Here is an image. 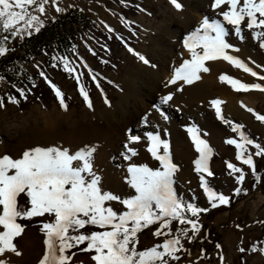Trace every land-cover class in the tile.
<instances>
[{"label":"snow or ice","instance_id":"snow-or-ice-1","mask_svg":"<svg viewBox=\"0 0 264 264\" xmlns=\"http://www.w3.org/2000/svg\"><path fill=\"white\" fill-rule=\"evenodd\" d=\"M48 3L49 0H0V29L13 38L21 39L40 32L45 26L41 16L45 14ZM170 3L178 11L183 8L181 0H170ZM51 4L57 13L65 11L58 6L57 0H51ZM209 7L213 15H205L198 26L183 37V48L188 58L172 69L165 88L173 85L175 92H181L185 85L199 81L200 73L209 71L205 62L217 60L225 61L264 82V75H259L238 55L232 54L238 53L240 49L228 39L232 37L244 42L247 34L264 51V0H210ZM108 31L112 29L108 28ZM8 39V35L0 33V57L12 50L7 46ZM75 48L73 45L68 51H75ZM128 51L144 64H149L143 55L132 48H128ZM92 54L95 55L94 52ZM52 61V67H56L59 61L64 71L75 73L74 62L69 61L67 56L57 54L52 56ZM84 66L87 67L86 64ZM255 67L264 70L259 64H255ZM38 74L49 84L60 108L66 111L68 106L63 92L52 84L44 71ZM82 75L80 73L75 76L77 88L86 106L92 109L91 99L80 80ZM92 79L99 88L94 75ZM219 80L237 92H264V83H245L226 73H222ZM16 91L20 99H27L23 88H17ZM173 97L174 93L168 92L160 97L159 105H153L155 112L165 121L169 117L161 106L173 101ZM20 99L9 95L7 103L19 104ZM104 103L109 105L107 97ZM209 103L215 110L216 118L225 125H231L232 132L239 133V140L229 138L225 142L235 146L236 160L247 165L252 175L256 176L253 155H264V147L241 131L243 124L233 123L223 117V101L213 99ZM5 106L4 98L0 97V109ZM246 110L253 113L256 120L264 122V115L256 114L251 108ZM150 115L146 113L140 122L147 126ZM186 131L199 153L194 161L195 171L200 174L199 186L207 196L208 205L216 208L229 204L230 197L218 194L205 179L204 174L213 176L208 163L212 148L205 139L200 138L195 126L188 127ZM128 133V143L123 145L124 151L121 153L125 161L138 156L137 145L142 140L140 135L132 134L130 129ZM143 136L147 141V153L159 162V166L153 168L145 163H129L126 182L135 194L124 196L105 190L103 176L95 168V145H86L76 150L60 146H35L23 150L17 158L8 154L0 156V264H11L6 258L8 254L21 256L14 243L24 232V225L18 221L46 216L48 219L40 225L44 234V251L38 264H69L76 252H68L85 242L86 247L79 248V251L93 252L91 260L94 264H178L181 257L177 253L187 251L182 239L186 237L191 241L196 236L201 228L198 223L199 214L207 212L209 208L198 207L191 200H182L175 190L179 166L173 162L169 141L163 139L155 128L144 132ZM249 145L254 147V154L248 151ZM225 163L230 174H238L234 177L236 183L242 184L245 180L242 168L231 162ZM233 191L239 194L241 189L234 188ZM21 195L25 197V205L18 204ZM112 202L120 204L122 208L114 210L110 206ZM173 222H176L174 231ZM157 224L152 235L164 237L163 241L137 250L138 233ZM86 227L100 230L83 231ZM239 251L244 252L245 249L240 248ZM252 251L255 252L256 248L253 247ZM220 259L222 261L223 257Z\"/></svg>","mask_w":264,"mask_h":264},{"label":"rangeland","instance_id":"rangeland-1","mask_svg":"<svg viewBox=\"0 0 264 264\" xmlns=\"http://www.w3.org/2000/svg\"><path fill=\"white\" fill-rule=\"evenodd\" d=\"M188 1L198 0H181L183 8L178 11L172 6L170 0H123V2L121 0H57L58 6L65 9L64 12L57 13L52 7L51 0H49V3L45 6L46 12L41 16V19L45 21L46 25L60 15L70 10H75L79 15L86 17L87 21H90L92 30L80 31V37L78 38L80 52L76 60L79 62V69H82L85 73H88L87 68L84 66L85 64L91 67L95 66L96 59L92 53L100 52V43L94 37L95 34L104 37L102 33L108 32L106 33L107 40L114 39L113 36L115 34L121 33L130 40V45L126 49L118 51L116 56L113 55L115 65L109 66L104 71L98 69L100 76L110 80V84H106L105 92L100 88L94 90L91 102L93 105L92 109H95L98 105L108 107L115 105L119 101L120 93H122L123 89H126L123 86V82L130 73L132 63L139 68L147 67V70L144 69V72H141L143 73L142 78H144L150 73L151 66L159 63L161 55L170 59L167 56L168 49H166L165 43L160 39L162 33L159 30L162 29L163 25L178 17L185 10V5ZM210 13L212 14L213 12L211 11ZM108 28H111L112 31L109 32ZM0 33L9 36L7 46L12 50L6 54L12 52L16 44L21 43L28 37L24 36L22 39L19 37L13 38L9 33H4L2 29H0ZM229 41L240 48L236 39L229 37ZM128 48H132L135 52L143 55L149 61V64H144L136 55L130 53ZM243 50L246 53L238 52L232 54L238 55L259 75H264V70L255 67V64H259L264 68V51L258 48L257 42L253 41L250 35L246 34ZM174 53L178 54V49H175ZM252 61L255 63L253 64ZM22 67L24 70H30L33 65L23 61ZM61 70V67L59 71L52 68L50 74L64 88L68 96L73 97L72 103H66L68 106L66 111L61 109L55 101L45 103L44 101L28 98L27 101L20 100L19 104H9L7 103V97L10 95L11 82L6 77L0 80V97L4 98L6 104L3 109H0V156L8 154L13 158H17L23 150L41 146L38 145L41 139H43L42 142L45 138H51L55 141L57 135L61 134V132L75 129V126L80 124L79 121L87 122L88 125L101 126L103 124L104 119L102 116L93 115V110L89 109L84 100L77 96L73 79L69 77L68 73L64 74ZM239 77L245 83H264L250 74L244 73L242 70L239 72ZM200 80H205V78ZM134 81L140 84L141 78L135 77ZM105 97H107L109 105L104 103ZM238 98L243 99L242 102H236L239 105H243V110L241 111L244 117L238 116L236 111L225 110V103H222L223 117L233 121V123L243 124L244 127L241 131L252 138L255 143H259L264 147V122L256 120L253 113L246 110L251 108L256 114H264V92L258 90H250L246 93L240 92ZM224 100L221 99V101ZM194 103L198 104L199 109L195 113L189 112V114L193 117L191 119L198 129L200 138L205 139L212 148L208 163L213 176L208 177L207 174H204L205 179L218 194H224L231 198L234 193L233 189L239 188L243 183H247L252 176L248 166L243 165L240 160H236L235 146L225 142L229 138L239 140V133L232 132L231 125H225L222 120L217 118V123L209 127L205 117L210 113L211 107L202 101ZM180 111L185 112L188 110L185 108ZM111 122L108 127L110 128L108 137H110L112 142L108 145L113 156L117 155L118 158L123 160L120 150L123 149V145L126 142L127 137L125 134L129 129L132 131L133 126L130 125V122H125L119 117L113 118ZM191 124L193 125V122H183L182 119H179L176 121V131L178 130V133H167L162 136L163 139L169 141L173 162L179 166L174 185L178 195L186 202L191 200L198 207L209 208L207 212L199 214L198 223L201 228L196 236L191 241H188L186 237L182 239L181 242L187 251L177 253L181 257L178 264H264V251H262L264 249V184L259 185L257 189L251 191L235 205L230 200L227 205L211 208L207 203L206 194L199 186L200 174L195 171L194 161L199 157V153L196 151L190 135L186 132V128L182 126L187 125L189 127L192 126ZM89 128L90 126L88 127V132L91 136L87 137V139L90 140L92 137L94 140L91 143L102 145L105 141L100 130ZM57 140L56 142H58ZM247 148L249 152L255 153L254 147L249 145ZM145 152L147 153L146 150ZM147 156L153 160L149 153H147ZM262 156L253 155L254 163L256 164ZM139 157L140 151L138 156L133 157L134 162H138ZM226 161L234 163L245 172V180L242 184L236 183L234 177L238 174H230ZM154 162L158 167L159 162ZM104 188L122 196L135 194L134 190L127 186H122V188L117 190ZM18 204L25 205V197L23 195L18 198ZM110 206L114 210L122 208L116 202H112ZM46 219H48L47 216L44 218L34 217L31 220H19L18 222L24 225L23 233L33 231L44 239L40 225ZM157 226L158 224L150 225L145 229L138 238L137 250L151 247L163 241L164 237H154L152 235ZM175 227L176 222H173V231ZM189 235H191V231H189ZM22 237L16 238L14 243H16L21 254L23 252L22 248H24L25 252L30 253L24 247L25 242ZM217 245L220 247H217ZM253 247L256 248L255 252L252 251ZM240 248H244L245 251L240 252ZM73 251L76 252V255L69 264H94L91 260V256L94 253L81 252L77 249ZM221 256L223 257L222 261L220 259ZM14 264L17 263L14 262Z\"/></svg>","mask_w":264,"mask_h":264},{"label":"bare ground","instance_id":"bare-ground-1","mask_svg":"<svg viewBox=\"0 0 264 264\" xmlns=\"http://www.w3.org/2000/svg\"><path fill=\"white\" fill-rule=\"evenodd\" d=\"M209 4L210 0L188 1L185 5V10H183L178 17L172 19L168 24L163 25L162 29L159 30L160 33H162L160 39L165 43L164 46L168 49L167 56L170 57V59L161 55L159 63L155 65V67L151 66L150 73L144 78H142L143 73L141 72L144 69L147 70V67L139 68L132 63L131 68L129 67L130 73L123 82V86L126 89H123L122 93H120L119 101L113 106L101 107L98 105L95 109H92L94 113H92L93 115H100L104 119L101 126L88 125L87 122L83 123L82 121H79L80 124H77L75 129L63 131L61 134L57 135L56 140L58 139V142H56L55 139V141H53L51 138H45L43 142V139H41V142H39L38 145H41V147H67L71 150H76L86 145L97 146L95 168L98 169L103 176L104 187L117 190L122 188V186L130 187L126 182V170L129 163H145L150 167H157L156 163L149 159L145 152L147 141L143 136L144 132L153 131L155 128V130L161 133V136L167 133L177 134L178 130L176 131V121L179 119H182L183 122H193V125H191L195 126L194 121H192L193 117L189 114V112L195 113L197 109H199L198 104H195L194 102L199 103L202 101L210 106L209 102L213 99H225L223 101V103H225V110L230 109L231 111H236L238 116L244 117L243 112L241 111L243 110L242 106L236 102L243 101V99L238 98L240 92L232 90L228 84L219 80V76L222 73L240 79V70L229 65L225 61L217 60L205 62V66L209 68V71L207 73H200L201 79L205 78V80H199L191 85H185L181 92H175V86L173 85H169L165 88V84L167 83L172 69L179 66L183 59L188 58L187 52L183 48V37L198 26L199 22L205 15H213V13H210L212 10L210 9ZM237 43L240 45L239 52L246 53V51L243 50L244 42L238 41ZM175 49H178V54L174 53ZM135 77L141 78L140 84H137L134 81ZM168 92H173L174 97L173 101L169 102L167 105L161 106L169 117V119L165 121L155 112L153 105H159L160 97L166 95ZM185 108L188 111H180ZM210 110V113L205 117L209 127L214 126V124L217 123L215 110L212 107ZM146 113H151L147 126L140 122L141 118ZM115 117H119V119H123L125 122H130V125L133 126V130L131 131L132 134L140 135L142 137L140 144L137 145L138 152L140 151L138 162H134L133 158L131 161H124L118 158L117 155L113 156L108 145L112 142L110 137H108L110 135V128L108 127ZM89 126L91 129L100 130L103 140L105 141L102 145L91 143L94 140L92 137L90 140L87 139V137L89 138L91 136L88 132ZM182 126L186 129L188 128L187 125ZM128 134V132L125 134L126 137ZM125 143H128L127 138ZM123 151L124 149H121L120 153ZM21 236H23L22 240L25 242L24 247H26L30 253L25 252L24 248H22L23 252L21 256L17 257L14 254H8L6 258L10 260L11 264H14V262L17 264H38L44 251L42 236L40 237L33 231L22 233Z\"/></svg>","mask_w":264,"mask_h":264},{"label":"trees","instance_id":"trees-1","mask_svg":"<svg viewBox=\"0 0 264 264\" xmlns=\"http://www.w3.org/2000/svg\"><path fill=\"white\" fill-rule=\"evenodd\" d=\"M133 26V24H131ZM92 30L90 21H87L86 17L79 15L75 10H70L63 15H60L54 20L49 21L38 33L26 37L21 43L16 44L14 50L9 54L0 57V77H6L11 82L10 95H15L18 99L19 94L17 88H23L27 94V99H34L37 101H44L49 103L55 101L59 104V101L55 97L54 92L50 88L49 84L45 82V79L38 73L42 70L45 72L48 79L52 84L56 85L64 94L65 103H72L73 97L68 96L64 88L57 83L54 76L50 74L53 69L61 71L64 74L68 73L64 71V67L59 61L56 62V67H52V56L61 54L68 57L69 61L74 62L75 73L69 74V77L73 79L74 88L76 94L80 99H83L79 94L75 76L83 73L80 77L81 83L85 90L88 92L90 99L94 93V90L98 88L96 82L93 81L92 76L96 77V81L99 83V88L105 92L106 84H110V80L100 76L101 71L106 70L109 66L115 65L113 55L116 56L117 52L121 49H126L130 45V40L127 36L121 33L115 34L114 39H107L108 32L102 33L104 37L95 34V38L100 43V52H96L93 57L96 59L95 66L91 67L88 64V73L79 69V62L76 60L80 52V31ZM95 33V32H94ZM97 35V36H96ZM116 43V44H114ZM75 45V51H68ZM106 54V55H103ZM33 65L30 70H24L22 62ZM20 99L23 101H27ZM264 115V114H261ZM256 176H251L247 183H243L239 186L241 191L239 194L233 193L230 200L232 204H236L246 197L251 191L257 189L261 184H264V155L255 164ZM175 188V187H174ZM176 190V188H175ZM177 191V190H176ZM100 230L95 227H86L83 231ZM145 229L138 233V238L143 234ZM86 247L85 244L78 246V248L72 249L68 252L70 254L73 250H79V248ZM93 253V252H90Z\"/></svg>","mask_w":264,"mask_h":264}]
</instances>
